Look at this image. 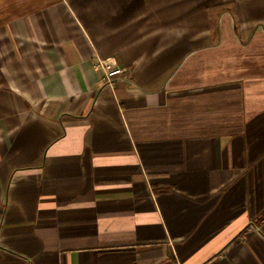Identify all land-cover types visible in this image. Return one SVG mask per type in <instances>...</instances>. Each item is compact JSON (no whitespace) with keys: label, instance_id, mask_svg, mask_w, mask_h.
Here are the masks:
<instances>
[{"label":"crops","instance_id":"0c3cea01","mask_svg":"<svg viewBox=\"0 0 264 264\" xmlns=\"http://www.w3.org/2000/svg\"><path fill=\"white\" fill-rule=\"evenodd\" d=\"M0 264H264V0H0Z\"/></svg>","mask_w":264,"mask_h":264},{"label":"built area","instance_id":"2783aa9c","mask_svg":"<svg viewBox=\"0 0 264 264\" xmlns=\"http://www.w3.org/2000/svg\"><path fill=\"white\" fill-rule=\"evenodd\" d=\"M96 58V66L104 76L105 81L114 85V79L117 75L123 73V67L117 63L114 57H103L99 55Z\"/></svg>","mask_w":264,"mask_h":264}]
</instances>
